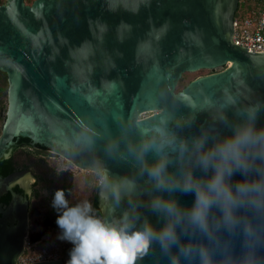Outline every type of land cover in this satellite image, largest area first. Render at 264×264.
Wrapping results in <instances>:
<instances>
[{
    "label": "water",
    "instance_id": "95a60500",
    "mask_svg": "<svg viewBox=\"0 0 264 264\" xmlns=\"http://www.w3.org/2000/svg\"><path fill=\"white\" fill-rule=\"evenodd\" d=\"M238 1L0 4V158L22 136L101 171L106 231L71 261H19L29 183L0 174V264H264V51L233 42Z\"/></svg>",
    "mask_w": 264,
    "mask_h": 264
},
{
    "label": "rangeland",
    "instance_id": "374dc122",
    "mask_svg": "<svg viewBox=\"0 0 264 264\" xmlns=\"http://www.w3.org/2000/svg\"><path fill=\"white\" fill-rule=\"evenodd\" d=\"M31 1L32 0H25L26 3H30ZM240 1L246 5H253L254 2V0ZM221 68L222 67H217L216 69L202 68L195 71H185L179 79L178 86L184 87L196 76L209 73L210 71L220 70ZM6 102V95H0V128L4 118ZM2 106L3 109H1ZM149 113L150 112H145L143 116ZM48 155L46 159L54 168L57 170H68L72 173L73 187L68 196V202L75 205L76 211L73 216L65 219L58 228L44 229L43 227L38 228L37 226H32V229L28 231L27 238L32 242L38 241L35 248L44 245L56 248L60 259L63 261H71L77 255L88 253L92 248L91 237H93L98 230V222L96 221L95 213L91 207V198L98 190L99 183L102 180V172L85 170L78 167H73L70 171L66 168V166H70V164L61 155L55 153H49ZM100 219L102 222V211ZM100 240L101 238L97 237L96 243ZM25 256L26 254L23 258H25Z\"/></svg>",
    "mask_w": 264,
    "mask_h": 264
},
{
    "label": "flooded vegetation",
    "instance_id": "af4514ba",
    "mask_svg": "<svg viewBox=\"0 0 264 264\" xmlns=\"http://www.w3.org/2000/svg\"><path fill=\"white\" fill-rule=\"evenodd\" d=\"M19 137H15L12 143L5 148L7 156L0 158V160L10 158V165L8 170H5L4 176L15 173L27 178L29 183L27 195L24 194L19 183L15 184L12 189L19 188L20 191H14L27 198V217L31 226L29 229H32V226L49 229L44 223L45 219H53L58 215L67 219L75 214V205L68 202L69 183L73 187L72 173L68 170H57L47 161L46 156L53 153L48 148L31 141L20 140ZM6 196H9V201L11 196L9 191L0 193L2 205L8 203L2 200ZM71 212H74L73 215H70Z\"/></svg>",
    "mask_w": 264,
    "mask_h": 264
},
{
    "label": "built area",
    "instance_id": "2783aa9c",
    "mask_svg": "<svg viewBox=\"0 0 264 264\" xmlns=\"http://www.w3.org/2000/svg\"><path fill=\"white\" fill-rule=\"evenodd\" d=\"M233 42L237 45L247 47L248 51H264V0L258 10L246 12L240 17H233ZM67 161V160H66ZM66 166L70 171L75 167L67 161ZM77 168V167H75ZM38 241L32 242L25 238L23 251L18 257L21 262H35L52 259H60L56 248L46 245L35 248ZM26 254L25 258L23 256Z\"/></svg>",
    "mask_w": 264,
    "mask_h": 264
},
{
    "label": "trees",
    "instance_id": "16d2710c",
    "mask_svg": "<svg viewBox=\"0 0 264 264\" xmlns=\"http://www.w3.org/2000/svg\"><path fill=\"white\" fill-rule=\"evenodd\" d=\"M261 1L262 0H254L253 5H249V4L246 5L242 1L239 0L237 8H236V10L234 12V16L235 17H240L246 12H251V11H254V10H258V8L261 6ZM3 2H4V0H0V4L3 3ZM7 85H8V82H7L6 73L4 71L0 70V95H6L7 96ZM178 85H179V80H178V82L176 84V87H175L176 91L182 88V87H179ZM1 109H3V106L1 107ZM4 116H5V111H4ZM19 139L20 140H24V141H28V142L30 141V139L27 138V137H19ZM38 145H40V144H38ZM40 146L44 147L42 145H40ZM9 165H10V158H3V159L0 160V174L2 176H4L6 174L5 170L9 167ZM71 185L72 184L69 183L68 193H70V191L72 189ZM14 190L20 191V189L17 188V187H14ZM8 197L9 196H6V197L2 198L3 202L8 201ZM91 207H92L93 212L95 213L96 221L98 222V230H97L96 234L93 237H91V239H92L91 240L92 241L91 250H92L104 238L105 233H106V231H105V229H104V227L102 225L101 219H100L101 218V209H100V206H99V203H98L97 192H95L93 194L92 198H91ZM73 213L74 212H71L70 215H73ZM64 220H65V218H62V217H60V215H58L57 217H53V219H45L44 223L46 225H48L49 228H58L64 222ZM97 237L101 238V240L98 243H96V238Z\"/></svg>",
    "mask_w": 264,
    "mask_h": 264
},
{
    "label": "bare ground",
    "instance_id": "6f19581e",
    "mask_svg": "<svg viewBox=\"0 0 264 264\" xmlns=\"http://www.w3.org/2000/svg\"><path fill=\"white\" fill-rule=\"evenodd\" d=\"M140 116H143V114H141ZM63 157V156H62ZM65 160H67V161H69V159L68 158H65V157H63ZM69 162H71V161H69ZM75 167H77L75 164H73ZM79 168V167H78Z\"/></svg>",
    "mask_w": 264,
    "mask_h": 264
}]
</instances>
